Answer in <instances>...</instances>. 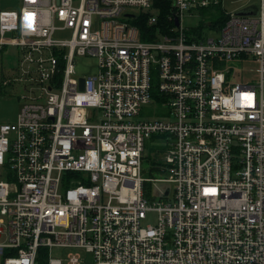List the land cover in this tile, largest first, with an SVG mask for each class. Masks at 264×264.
I'll list each match as a JSON object with an SVG mask.
<instances>
[{
	"label": "built area",
	"instance_id": "built-area-1",
	"mask_svg": "<svg viewBox=\"0 0 264 264\" xmlns=\"http://www.w3.org/2000/svg\"><path fill=\"white\" fill-rule=\"evenodd\" d=\"M159 1L0 11V54L20 58L3 84L27 92L0 123V264H37L40 248L47 264H64L54 248L66 264L78 250L93 264H264V0L207 41L183 18L219 0H170L166 18ZM84 57L97 70L81 76ZM152 102L168 114L133 119ZM153 136L157 179L142 175Z\"/></svg>",
	"mask_w": 264,
	"mask_h": 264
},
{
	"label": "rangeland",
	"instance_id": "rangeland-1",
	"mask_svg": "<svg viewBox=\"0 0 264 264\" xmlns=\"http://www.w3.org/2000/svg\"><path fill=\"white\" fill-rule=\"evenodd\" d=\"M220 4L206 10L198 11L197 15H191L186 12L183 18V27L186 31H193L196 28L203 27V39H217L220 37L221 30L218 28L217 23L224 17V14L234 13L235 11L244 8L251 4H258L260 0H219ZM20 0H0V11L14 10L19 8ZM19 52L15 47L6 48L0 54V123H15L17 121L20 110L24 104L21 96L27 93L21 86L12 83L5 86L3 81L12 78L17 68L19 67ZM251 68V67H250ZM97 61L93 58H78L76 60V71L79 75H87L96 72ZM255 69L253 68V72ZM249 72L247 79L257 80V76ZM169 108L161 107L152 102L143 107L140 115L135 116L133 119L136 121H144L153 118H163L168 114ZM160 141V142H158ZM165 142L159 140L157 136H153L146 141L145 154L142 175L145 178H162L161 174L157 171V160L160 157L159 151L164 148ZM162 188H171L170 184L161 183L158 185ZM155 216H150L146 224H153ZM82 264H93V255L83 250H78ZM70 252L68 249L54 248L52 256L63 260L66 264L67 254Z\"/></svg>",
	"mask_w": 264,
	"mask_h": 264
},
{
	"label": "trees",
	"instance_id": "trees-1",
	"mask_svg": "<svg viewBox=\"0 0 264 264\" xmlns=\"http://www.w3.org/2000/svg\"><path fill=\"white\" fill-rule=\"evenodd\" d=\"M159 3L162 6V14H163V18L167 17V14L170 13L171 11V1L170 0H160ZM224 24V17H221V19L219 20V22L217 23V25L219 27H221ZM203 27H199L198 30H202ZM143 39H145L143 37ZM152 96L155 99V101H161V98L159 96L158 91L156 90L155 87H153L152 90ZM46 249L40 248L39 252H40V256L37 258V264H47V254H46Z\"/></svg>",
	"mask_w": 264,
	"mask_h": 264
},
{
	"label": "water",
	"instance_id": "water-1",
	"mask_svg": "<svg viewBox=\"0 0 264 264\" xmlns=\"http://www.w3.org/2000/svg\"><path fill=\"white\" fill-rule=\"evenodd\" d=\"M257 11H258V6H257V4H254L251 7L244 8L243 10L237 12V14H239V15H254L257 13ZM82 87H83V81H82Z\"/></svg>",
	"mask_w": 264,
	"mask_h": 264
}]
</instances>
